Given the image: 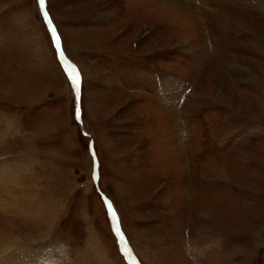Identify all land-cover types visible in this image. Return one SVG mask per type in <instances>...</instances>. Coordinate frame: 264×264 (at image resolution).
<instances>
[{
    "label": "rangeland",
    "instance_id": "rangeland-1",
    "mask_svg": "<svg viewBox=\"0 0 264 264\" xmlns=\"http://www.w3.org/2000/svg\"><path fill=\"white\" fill-rule=\"evenodd\" d=\"M44 6L80 94L0 0V264H130L110 201L137 264H264V0Z\"/></svg>",
    "mask_w": 264,
    "mask_h": 264
},
{
    "label": "snow or ice",
    "instance_id": "snow-or-ice-1",
    "mask_svg": "<svg viewBox=\"0 0 264 264\" xmlns=\"http://www.w3.org/2000/svg\"><path fill=\"white\" fill-rule=\"evenodd\" d=\"M40 3V7L43 8L44 7V0H39ZM45 15L47 16V13H45ZM52 37H53V41L57 47V49L59 50L60 47V40L57 37V33H56V29L55 28H51L50 29ZM59 55L61 57H63V53L60 52ZM65 66L67 68V72H68V77L71 80L72 86L76 91V95H77V100L79 99V94H80V77L76 72V69L70 65H67V63L65 62ZM77 115L79 116V110L77 111ZM107 207L109 209V213L111 216V219L113 221V225L115 227V231L119 234L120 229L118 226H116L115 222H116V214L115 212L112 211V204L110 202H107ZM121 242H123V238L121 237Z\"/></svg>",
    "mask_w": 264,
    "mask_h": 264
},
{
    "label": "bare ground",
    "instance_id": "bare-ground-1",
    "mask_svg": "<svg viewBox=\"0 0 264 264\" xmlns=\"http://www.w3.org/2000/svg\"><path fill=\"white\" fill-rule=\"evenodd\" d=\"M206 9V8H205ZM14 203V202H13ZM13 205V204H12ZM116 224V226H118V223H115ZM119 235L121 236V234H120V232H119ZM119 235H117V237L119 238V244H120V247H121V249H123L122 251H123V253L127 256V260H129L130 261V263L131 264H137V263H134V260H136L135 259V257H134V254L133 253H130V250L129 249H125V242H124V240H123V242H121V237L119 236ZM12 242H14V241H12ZM2 245V244H1ZM2 259V258H1ZM28 264V263H27Z\"/></svg>",
    "mask_w": 264,
    "mask_h": 264
},
{
    "label": "water",
    "instance_id": "water-1",
    "mask_svg": "<svg viewBox=\"0 0 264 264\" xmlns=\"http://www.w3.org/2000/svg\"><path fill=\"white\" fill-rule=\"evenodd\" d=\"M60 50V49H59ZM60 52H62L61 50H60ZM63 53V52H62ZM61 57V56H60ZM62 58V61H63V63H64V65H65V62L67 63V65H70L71 66V64L69 63V61L67 60V58L64 56V54H63V57H61ZM110 203H111V201H110ZM112 204V203H111ZM117 223V222H116ZM118 234V233H117ZM119 235V234H118ZM120 236V235H119Z\"/></svg>",
    "mask_w": 264,
    "mask_h": 264
}]
</instances>
